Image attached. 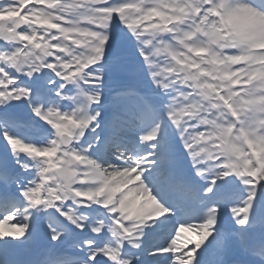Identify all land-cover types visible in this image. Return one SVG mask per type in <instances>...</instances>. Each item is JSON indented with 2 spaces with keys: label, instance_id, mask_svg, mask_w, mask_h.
I'll return each mask as SVG.
<instances>
[{
  "label": "snow or ice",
  "instance_id": "1",
  "mask_svg": "<svg viewBox=\"0 0 264 264\" xmlns=\"http://www.w3.org/2000/svg\"><path fill=\"white\" fill-rule=\"evenodd\" d=\"M0 264H264V0H0Z\"/></svg>",
  "mask_w": 264,
  "mask_h": 264
}]
</instances>
